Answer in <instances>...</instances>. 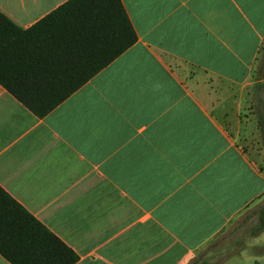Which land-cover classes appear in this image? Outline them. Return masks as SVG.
Returning <instances> with one entry per match:
<instances>
[{
    "label": "crops",
    "instance_id": "1",
    "mask_svg": "<svg viewBox=\"0 0 264 264\" xmlns=\"http://www.w3.org/2000/svg\"><path fill=\"white\" fill-rule=\"evenodd\" d=\"M67 1L0 12L26 29ZM120 2L136 43L45 117L0 86V187L76 264H189L264 200V0ZM247 239L220 264H264Z\"/></svg>",
    "mask_w": 264,
    "mask_h": 264
},
{
    "label": "trees",
    "instance_id": "2",
    "mask_svg": "<svg viewBox=\"0 0 264 264\" xmlns=\"http://www.w3.org/2000/svg\"><path fill=\"white\" fill-rule=\"evenodd\" d=\"M136 41L120 0H68L26 29L0 12V86L41 119ZM255 89L264 90V83H258ZM255 102L264 144V96ZM255 216L256 223L249 228L247 238L264 232V205ZM242 228L241 224L237 230ZM228 236L211 241L189 264H211L209 256H229L244 247L243 240L231 246L223 244ZM0 257L9 264L78 262L74 251L1 187Z\"/></svg>",
    "mask_w": 264,
    "mask_h": 264
},
{
    "label": "rangeland",
    "instance_id": "3",
    "mask_svg": "<svg viewBox=\"0 0 264 264\" xmlns=\"http://www.w3.org/2000/svg\"><path fill=\"white\" fill-rule=\"evenodd\" d=\"M261 205H264V200L262 201V204H259L257 206H250L246 211L240 214V216L234 222H232L230 226H228L222 233H220V235L217 236L221 237L223 235H229L228 238L223 242V244L229 246L233 241H237L238 239H242L245 242L250 240L246 238V235L249 231V228L256 223L255 211L258 210ZM248 216H250L251 218L249 220H245ZM244 221L246 222L244 223ZM241 224L243 225V228L241 230H237V228L240 227ZM230 233H233L234 235L230 236ZM201 252L197 253L193 259H196L201 254ZM218 259L219 258L216 256H209L210 262H213Z\"/></svg>",
    "mask_w": 264,
    "mask_h": 264
}]
</instances>
